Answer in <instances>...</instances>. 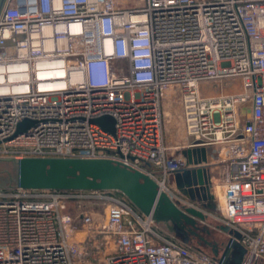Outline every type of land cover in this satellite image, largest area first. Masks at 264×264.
<instances>
[{
	"label": "built area",
	"instance_id": "built-area-1",
	"mask_svg": "<svg viewBox=\"0 0 264 264\" xmlns=\"http://www.w3.org/2000/svg\"><path fill=\"white\" fill-rule=\"evenodd\" d=\"M165 102L180 106L182 149L224 154V203L215 191L210 202L240 235L242 264H264V0H6L0 159L108 160L208 215L173 182L207 165L169 156ZM105 116L113 134L94 122ZM87 240L99 241L97 264H219L118 191L0 188V264H94Z\"/></svg>",
	"mask_w": 264,
	"mask_h": 264
},
{
	"label": "water",
	"instance_id": "water-1",
	"mask_svg": "<svg viewBox=\"0 0 264 264\" xmlns=\"http://www.w3.org/2000/svg\"><path fill=\"white\" fill-rule=\"evenodd\" d=\"M109 134L114 133V120L105 116L94 121ZM23 121L17 133L32 126ZM213 153L211 148L186 149L181 156L189 164L207 165V157ZM8 169L0 171V188H19L23 190L56 191H118L143 215L172 230L188 226L196 229L197 221H204L206 215L193 208L179 209L168 197L159 193L156 184L147 176L130 171L108 160L99 159H0ZM179 193L190 201H200L203 207L210 208L213 199L211 180L206 168L183 170L173 176ZM227 242L219 254L212 246L213 258L219 264H242L245 249L239 244L240 235L226 228ZM253 264H256L254 262Z\"/></svg>",
	"mask_w": 264,
	"mask_h": 264
},
{
	"label": "rangeland",
	"instance_id": "rangeland-1",
	"mask_svg": "<svg viewBox=\"0 0 264 264\" xmlns=\"http://www.w3.org/2000/svg\"><path fill=\"white\" fill-rule=\"evenodd\" d=\"M210 92H208L209 94ZM211 95V93H210ZM163 138L166 147L169 148V156H177L181 154L183 145L189 143V138H187L183 131V122L180 111V106L177 103L168 104L165 102L163 104ZM220 155V156H218ZM224 154L219 151H214L209 158L210 161L207 162L206 170L211 172V176L214 183H218V178L221 174L219 161L222 160ZM8 169L7 164L0 163V171ZM217 179V180H216ZM216 183V184H217ZM213 185V183L211 184ZM214 189V188H213ZM214 191V190H213ZM205 212L208 214L204 221H197L196 229L184 226L181 229L173 227L172 230L164 228L161 225L154 223L155 228L164 235H169L177 239L179 242L190 246L203 254L213 257L212 246H216L219 254L227 242V234L221 230V223L217 220V215L219 213L217 207L212 205L210 208L204 207ZM95 212L99 214V219L103 217V210L99 208L95 209ZM77 231L83 232L82 227H78ZM74 239L77 241H83L85 239L84 234L75 233ZM99 241H89L87 240L84 251L87 253L86 259L89 262L97 264V260L101 257V247L99 248ZM85 259V260H86Z\"/></svg>",
	"mask_w": 264,
	"mask_h": 264
},
{
	"label": "bare ground",
	"instance_id": "bare-ground-1",
	"mask_svg": "<svg viewBox=\"0 0 264 264\" xmlns=\"http://www.w3.org/2000/svg\"><path fill=\"white\" fill-rule=\"evenodd\" d=\"M210 95V94H208ZM208 161H210V159L208 158ZM214 191L215 193H217V195H219L220 199H221V202L224 203V200H223V197H222V191H221V188L220 186L217 184V185H214Z\"/></svg>",
	"mask_w": 264,
	"mask_h": 264
},
{
	"label": "crops",
	"instance_id": "crops-1",
	"mask_svg": "<svg viewBox=\"0 0 264 264\" xmlns=\"http://www.w3.org/2000/svg\"><path fill=\"white\" fill-rule=\"evenodd\" d=\"M178 155H181V154H178ZM178 155H177V156H178ZM210 157H211V156L207 157V160H208V158H210ZM208 162H209V161H208ZM207 174H208L209 177H211V178L213 179V176H211V172L207 171ZM216 180H217V179H216ZM220 181H221V177L219 176V178H218V183H217V182H216V183L219 185V182H220ZM212 183H213V185H211V193H214V191H213V190H214V189H213L214 187H213V186H214V185H217V184L214 183L213 180H211V184H212ZM210 203H211V202H210Z\"/></svg>",
	"mask_w": 264,
	"mask_h": 264
},
{
	"label": "flooded vegetation",
	"instance_id": "flooded-vegetation-1",
	"mask_svg": "<svg viewBox=\"0 0 264 264\" xmlns=\"http://www.w3.org/2000/svg\"><path fill=\"white\" fill-rule=\"evenodd\" d=\"M5 2H6V0H0V14L2 12L4 5H5Z\"/></svg>",
	"mask_w": 264,
	"mask_h": 264
}]
</instances>
